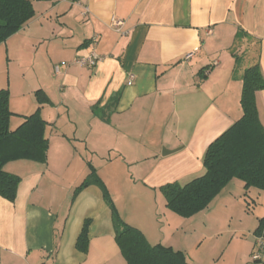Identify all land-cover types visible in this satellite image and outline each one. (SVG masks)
Instances as JSON below:
<instances>
[{
    "label": "crops",
    "instance_id": "0c3cea01",
    "mask_svg": "<svg viewBox=\"0 0 264 264\" xmlns=\"http://www.w3.org/2000/svg\"><path fill=\"white\" fill-rule=\"evenodd\" d=\"M31 1L34 16L0 43V62L3 52L10 60L0 89L10 92L12 129L41 106L49 148L46 162L4 166L21 181L14 201L0 196V264H128L102 188L90 184L72 201L91 167L122 218L151 244L209 264L203 253L188 258L190 244L198 250L209 228L221 264L227 257L229 264H264L252 259L264 190L233 178L190 217L168 208L162 190L202 175L210 143L242 117L246 68L258 62L264 76V0ZM114 17L124 20L123 32ZM91 53L100 56L96 65L76 62ZM29 67L34 102L25 101ZM37 90L50 101L40 105ZM256 100L264 126V89ZM240 201L258 209L245 240L226 237V224L208 218ZM87 219V249L80 250Z\"/></svg>",
    "mask_w": 264,
    "mask_h": 264
},
{
    "label": "trees",
    "instance_id": "16d2710c",
    "mask_svg": "<svg viewBox=\"0 0 264 264\" xmlns=\"http://www.w3.org/2000/svg\"><path fill=\"white\" fill-rule=\"evenodd\" d=\"M35 14L31 0H0V43L19 31ZM240 37V34L237 35ZM264 89V76L259 63L246 68L243 75L241 105L242 117L208 146L203 164L205 171L188 183H169L162 187L166 206L183 217H190L208 207L211 201L233 179L244 182V187L264 190V126L257 107V92ZM38 103L49 102L43 90H37ZM38 109L24 116L16 128L10 127L14 112L10 109L9 89H0V196L14 201L21 176L7 171L6 163L17 159L47 161L49 139L48 122ZM90 184H97L113 211L116 241L128 264H190L183 251L162 244H151L143 232L127 223L96 169L91 171L76 187L72 201ZM90 220L84 223L77 246L86 250ZM264 233V218L255 235Z\"/></svg>",
    "mask_w": 264,
    "mask_h": 264
},
{
    "label": "rangeland",
    "instance_id": "374dc122",
    "mask_svg": "<svg viewBox=\"0 0 264 264\" xmlns=\"http://www.w3.org/2000/svg\"><path fill=\"white\" fill-rule=\"evenodd\" d=\"M114 29L116 30L115 27H114ZM118 32H123V31L121 30ZM9 63H10V60H8V58H6V55L3 52V60H2V63L0 62V64H1L0 65V68H1L0 73H2L5 77L9 73V69H10ZM12 65H13L12 67H14V69H15L16 68L15 64H12ZM15 72H16V74H18L17 75L18 78H16L17 79L16 81L23 83L22 69L18 67L16 69V71L14 70V74H15ZM24 72H26V74H25L26 82L24 84L25 85L24 89H26L25 92H27V98H25V101H28V97H29L31 99V101L34 102L35 101V95H34V93H29L30 88H31V85H29V84L31 83V78H34L36 76V72L34 69H32L30 67L27 68L26 70H24ZM13 110H15V109H13ZM246 205H248V203L243 204V202H241V201L237 202L235 208L233 207L232 209H229V207H228L227 209H221V210L213 213L212 214L213 216L211 215L208 218L220 220V221H223V223H221V224H226V225H224L225 227L223 228L224 234L226 237L229 238V236L230 237L237 236V237L243 238V240L249 239L250 238V231L249 230H252L254 228V224L256 222V215H257L256 212H258V209L254 211V207H249ZM119 214L122 217L120 212H119ZM245 224H247V225H245ZM227 225H229L230 228H240L241 230H237L236 232L231 231V230L228 231ZM212 230L213 229H209V228L206 229V233H205L206 237L204 238L203 243H201L202 245L199 246L198 250H197V245H198L197 242L190 244L191 248L188 249L189 250L188 251V258L190 261L196 260L197 255L200 256L203 253L204 257H205V262H208L209 264H213V262H216V264H219V263L221 264V262H218V257H216L217 251L214 249L215 248L214 243H216V239H218V238L212 237V234H214L213 233L214 231H212ZM166 242H168V241H166ZM224 263L229 264L228 257L226 258Z\"/></svg>",
    "mask_w": 264,
    "mask_h": 264
},
{
    "label": "built area",
    "instance_id": "2783aa9c",
    "mask_svg": "<svg viewBox=\"0 0 264 264\" xmlns=\"http://www.w3.org/2000/svg\"><path fill=\"white\" fill-rule=\"evenodd\" d=\"M89 8L86 7L84 13H88ZM124 20L119 18L112 19V25L116 28L117 31H121L124 25ZM192 53H188L186 55L187 58L191 57ZM100 60V56L96 53H91L85 58L76 59L77 63H90L92 65H96V63ZM56 71H60V66H56ZM252 259L256 262H263L264 261V233L261 235H256V240L254 244V250L252 253Z\"/></svg>",
    "mask_w": 264,
    "mask_h": 264
},
{
    "label": "water",
    "instance_id": "95a60500",
    "mask_svg": "<svg viewBox=\"0 0 264 264\" xmlns=\"http://www.w3.org/2000/svg\"><path fill=\"white\" fill-rule=\"evenodd\" d=\"M164 154H166V153H164Z\"/></svg>",
    "mask_w": 264,
    "mask_h": 264
}]
</instances>
